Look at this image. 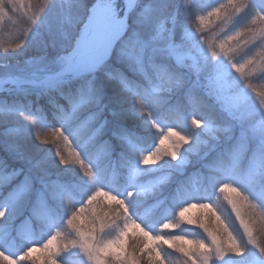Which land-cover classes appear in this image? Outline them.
Instances as JSON below:
<instances>
[{"label":"clouds","instance_id":"clouds-1","mask_svg":"<svg viewBox=\"0 0 264 264\" xmlns=\"http://www.w3.org/2000/svg\"><path fill=\"white\" fill-rule=\"evenodd\" d=\"M222 7L219 3L209 4L190 11L186 22H178L180 35L177 39L173 32L172 40L177 50L186 53V60L178 61L169 44H162L147 57L143 52L139 56L129 52L124 58L128 71L120 70L119 76H113L107 69L103 70L102 75L106 79L99 83L95 91L99 93L101 101L108 85H115L121 92L134 94L135 97L163 93L156 101V107L163 114H172L175 123L182 126L177 132V135L184 137L181 155L186 162H190L193 156L199 157L197 170L204 179L203 191L192 193L189 199L180 202L174 215L158 225L161 230L181 229V234L155 237L161 243L171 241L166 245L171 252L165 254L170 256L172 252H180L186 239L207 240V233L200 224L199 210L191 223L183 222L179 217L181 208L207 203L210 207L214 206L208 214V226L211 227L215 220L221 230L239 239L245 248V257L251 253L254 258L251 264H264V239L256 246L250 244L242 216L219 192L221 184L231 182L242 189L243 194L264 206V96L256 97L240 78L238 69L248 64L257 53L245 50V45L250 42L247 24L236 22L241 17L251 21L259 13L256 6L249 3L233 19L231 13L221 14ZM49 8L32 26L31 32L39 31ZM134 10L135 5L124 0L123 16L118 12L113 13V47L131 28L129 18ZM260 12H264V6H260ZM31 32L12 46L14 51H22L28 46ZM259 49V54L264 55V37ZM110 55L109 51L102 57L97 71L103 68ZM218 72L223 73V88L217 82ZM259 72V79L264 80V67ZM260 86L264 87V84ZM34 95V100L24 104L25 114L18 126L28 130L23 139L31 140L41 153L46 166L43 177L37 181L22 168H10L6 162L0 166V231L5 234V243L18 239L23 242L24 246L17 256L12 257L22 264L30 248L47 247L83 206L78 205L71 211L65 207L62 189L75 178L83 176L75 168H70L66 155L75 153L81 164L87 159L91 169L94 159L104 158L112 162L124 150L122 137L109 127V118L103 108L86 111V105L78 95L62 91L58 96L48 92ZM237 96H243V102L232 103L224 99ZM168 131L175 129L170 127ZM6 144L7 138L0 139V147L7 150ZM158 149L157 139L155 147L147 154H154ZM203 149L207 151L201 155ZM165 160L171 163L177 157H165ZM165 160L160 163L163 164ZM139 164H144L143 155L139 158ZM69 171L71 176L66 175ZM250 172L255 173L254 181L245 183L243 178ZM134 191L136 189L132 184H125L118 186L113 195L124 213L131 214L130 219L135 218L139 210L133 199ZM10 193H18L11 202ZM96 194L91 193L84 203H88ZM141 224V231L151 227L143 219L136 223V227ZM184 225L191 227L184 230ZM25 229L33 236L39 234V243L27 242L23 236ZM190 251L194 256H201L195 249ZM0 257H4L3 252H0ZM224 260L213 261V264H223ZM155 264L162 262L157 260ZM245 264L250 262L245 261Z\"/></svg>","mask_w":264,"mask_h":264},{"label":"trees","instance_id":"trees-1","mask_svg":"<svg viewBox=\"0 0 264 264\" xmlns=\"http://www.w3.org/2000/svg\"><path fill=\"white\" fill-rule=\"evenodd\" d=\"M11 1L21 2V0H0V9L3 12L4 10L7 11V14H11L15 18L13 22L8 19L0 23V74L26 72L30 66L38 63V58L49 56L61 49L67 41L66 34L68 32L74 33L76 30L74 21L84 16L88 7L97 0H23L25 4H30L29 13L32 16L30 22L26 23L14 15L15 12H10ZM118 1L113 0L116 4ZM211 2L212 0H141L136 11L131 13L129 18L131 28L125 37L115 45L111 57L103 64L101 72L96 74L97 83H100L99 80L102 82L106 79L102 75L105 69L110 71L113 76H119L120 70L128 71L124 60L126 46L123 47L122 42L131 43L129 37L131 32L135 33L140 29L138 32L146 35L151 28L156 26L160 17L170 16L173 17V20L168 29H179L178 22H186L190 11L205 7ZM249 3L256 6L259 14L251 21L241 17L236 22L247 24L246 31L252 45L259 47L261 38L264 37V12H260V6H264V0L231 1L229 13L235 19ZM49 5H51L50 8ZM46 8L49 10L44 23L41 24L38 32H31L32 26L41 19ZM2 10H0L1 13ZM250 23L255 29L249 28ZM30 32L28 46L22 51H14L12 46ZM4 35L5 37L2 38ZM166 43L158 42L157 45H152L151 42L149 46H138L135 49L127 48V50L128 53L131 52L137 56L143 52V55L147 57L159 46ZM249 49L257 50V55L253 56L248 64L242 65L238 72L244 84L252 86V89L256 90L254 92L257 97H261L264 96V87L260 85L264 84V80L259 79V69L264 67V63H262L264 55L259 54L260 49L246 44L245 50ZM128 63L130 64L131 61ZM64 93L67 94L65 90ZM161 95L164 94L154 92L151 96L135 97L134 94L121 92L115 85H108L105 88L102 100L105 104L104 112L105 115H108L109 127L122 137L121 143L124 145V150L118 159L112 162L104 158L94 159L91 169H89L87 159L81 164L75 153L66 155L65 159L69 162L70 168H75L77 172L83 173V176L75 178L69 186L62 189L65 207L71 211L74 207L83 205L82 211L76 215L72 224L66 225L51 241L50 244L53 246L47 247V249L45 247H33L34 253L28 251L23 264H49V257L56 259V264H70L71 246L67 243L74 241L82 231L94 235L97 247L105 241L119 237L107 251L100 252L103 264H130L129 261L131 264H151L150 257L154 258L157 252L163 257L165 264L193 263L192 255L188 257L182 253L181 257V252H172L170 256L166 255V252H171L166 247L167 243L170 242L161 243L155 237L172 235L173 229L161 230L158 227L159 223L174 215L180 202L189 199L192 193L203 191L204 179L197 170L199 157H191L190 162L185 165L178 164L176 161L169 163L165 157L173 156L167 149L168 151H164L160 155L159 165L143 171L134 179L130 180L129 178V169L139 160L140 153L150 146L153 135L157 131L143 126L142 119L144 116L150 120L171 125L176 129L181 127L175 123L172 114H163L157 109L156 101ZM34 98L32 96L28 101L34 100ZM16 101L20 103L24 100ZM28 101H24V104ZM19 103L15 104L12 100L3 101L0 102V107L4 111L15 113L16 107L21 108ZM22 108L21 116L25 114L24 105ZM17 115L19 116V114ZM15 123L19 124L20 122ZM26 136L27 133L24 132L12 136L13 140H10L8 145L16 146L15 151L8 150L9 147L7 150L0 147V154L3 155L0 158L10 168H22L24 172L30 173L33 179L39 181L43 177V170L46 166L41 159V153L33 142L29 139H23ZM203 151H207V149H203L201 155ZM162 160H165L163 164L160 163ZM66 175L71 176L72 173L69 171ZM125 184H132L137 191V194H133V199L136 201L139 210L136 217L132 219L129 218L131 214H125L124 210L113 199L116 188ZM148 184L150 185L148 189H141ZM93 192H97V194L88 203H84L85 199ZM117 198L119 199V197ZM152 205L155 206L144 214L143 210ZM133 219H135V223ZM141 219L151 224L150 229L141 231L143 224L136 227V223H140ZM182 227L188 230L191 226L184 225ZM146 232L150 234L146 235ZM253 236L257 244L264 239V224L256 223ZM24 239L27 242L39 243L41 237L39 234L33 236L31 233V236L24 237ZM23 246V242L19 239L5 243V234L0 231V252L7 254V256L0 257V264H22L20 260L12 259V257L17 256L18 251Z\"/></svg>","mask_w":264,"mask_h":264},{"label":"rangeland","instance_id":"rangeland-1","mask_svg":"<svg viewBox=\"0 0 264 264\" xmlns=\"http://www.w3.org/2000/svg\"><path fill=\"white\" fill-rule=\"evenodd\" d=\"M7 1H10V0H7ZM231 1H234V0H212L211 4H214V3L221 4L223 6L222 10H221V14L223 15V14H228L229 11H231L229 9V3ZM140 2H141V0H135V2H134L135 10L133 12L136 11ZM29 8H30V4L29 3L25 4V2L23 0H21V2L11 1L10 12H15L14 15L18 16L19 18H21L23 20L24 23H26V22H30L31 17H32L31 14L29 13V10H30ZM123 9H124V0H119L117 4L115 2H113V0H97L94 4H92L88 7V10L84 16H82L81 18L76 19L74 21V25H75L76 30L74 31V33L68 32V34H66L67 41L61 47V49H59L57 52H55L49 56L38 58V60H37L38 63L33 65V66H30L28 71L23 72V73H25L29 76L34 75V74H40L41 75V72L51 71V70H55V69L57 70V69L64 67L67 64L66 60H67L68 54L74 48L73 41L77 37L78 31L80 30V28H82L88 22L90 17L94 18L97 21L96 24H97L98 28L99 27L105 28L106 26H108V25L110 26V24L113 23V13L114 12H118L120 14V16H123V13H124ZM0 10H2V9H0ZM8 19H10L13 22L15 18H13V16H11V14H7V11H5V10H4V12L2 10V13L0 11V23L2 21H6ZM172 20H173L172 16L160 17L156 23V26L151 28L150 32L146 35H143L140 32H138V31H140V29L137 30L135 33L131 32V35L129 36L131 38V41H130L131 43L129 44L126 42H122L123 47L126 46L125 54L126 55L128 54L127 48L128 49H135V48H138V46L139 47L145 46V45L149 46V45H151V42H152V45H157L158 42L166 43L169 36H170V39L168 40V42L166 44H169L172 46L173 55L176 57V59L178 58V56H184L185 57L184 60H186L187 59L186 53L177 50L175 47V42L171 38L173 32H175L177 39L179 38V35H180L179 29H175V30H173V28L168 29V27L171 26ZM249 28L255 29V28H253L251 23L249 25ZM101 31L103 34V30H101ZM4 37H5V35L2 38H4ZM124 37H122L121 40ZM103 38H105V35ZM119 41H116L115 45ZM115 45L113 47L111 44V46H110L111 53H112L113 49L115 48ZM248 45L254 46V45H252V41L249 42ZM93 48L94 49L92 50V52H94V53L92 56L95 55V57H97L100 53L103 52V50L105 48L104 41L102 40V41L96 43V45ZM255 48L259 49V47H255ZM253 51L257 52V50H255V49ZM94 58H92V59H94ZM99 64H96L91 69V71H89L88 73L85 74V76H83L84 78L80 81V86H84V89L81 90L77 95L79 96L81 102L86 105V108H85L86 111H92V110H97L99 108H104V105L102 104L101 100H99L97 98L98 92L95 91L98 87V84L93 86V88H90V89L86 88L88 85L92 84V82H93L92 80H93L94 76H96V74L98 72H101V70L97 72V67ZM19 75H23V74L19 73ZM24 87H26L25 83L22 84L21 88H24ZM249 87L251 89V92L256 91V90L252 89L253 88L252 86H249ZM17 88H20V86L16 85L15 83H8V82L7 83H4V82L1 83L0 82V94L1 93H8L9 91H13L14 89H17ZM253 94L257 97L255 92ZM243 100H244L243 96L235 97L236 103H241V102H243ZM18 103H19V101H15V104H18ZM19 105L22 108V106L24 104L19 103ZM21 108L16 107V112L10 113V112L4 111L0 107V139L7 138L6 148L9 147L8 150H11V151H15V149H16L15 148L16 146L14 147L13 145H8V144H10V140L11 141L13 140L12 136H15V135L17 136L18 133H20V132L21 133L24 132V133L28 134V130L26 128L18 126L19 124H21L22 118H23V115L22 116L20 115V113L22 114L21 110H23V108L22 109ZM16 113L19 114V116ZM15 122H20V123L17 124ZM142 122H143L142 124L145 128H152L154 130H157V132H155L154 137L152 139V142L150 144L151 148L140 154V156L143 155L144 158L146 156H151V159L148 161V163H144L143 165L139 164V160L134 165H132V167L129 169V174L132 175V177H136L140 173H142L143 171L154 168L155 165H159V159H161L160 155L164 151L169 150L170 153H172V152L176 153L175 157H178L176 160V162L178 164L185 165L187 163L185 161L184 157L181 155L180 146L182 147V139L180 138L179 135H177V132H180L182 126L179 129H175L173 126H170L168 124L158 123L156 121L150 120L149 118H146L145 116L143 117ZM157 125H158V127H157ZM170 127L174 128L175 131L169 132L168 129ZM157 139L159 140L158 151H156L154 154H147L155 147ZM162 139L166 140V143H161ZM0 156L3 157L2 154H0ZM2 163H4V161L2 158H0V166H2ZM26 184H27V181H26ZM149 187H150V185L148 184L144 187L143 190L148 189ZM133 194H137V192L134 191ZM183 229L187 230L186 228H183ZM172 232H173L172 235L181 234V229H173ZM26 234H31V232L28 231L27 229H25L23 231V235L26 236ZM169 242L171 243V241H169ZM67 244L69 246H71V257L69 258L70 264H103L102 255L99 251H97L96 239H95L94 235H89V234H86L85 232L82 231V233H79V235L74 239V241L68 242ZM81 245H84V247H82ZM51 246H53V245L49 244L47 247L50 248ZM184 247H186V246H184ZM85 248H87L88 251H85ZM29 253H34V250L29 252ZM90 254L95 255L98 259L95 261L90 260V258H89ZM190 255H192L191 251H190V254L187 256L189 257ZM211 255H214V254H211ZM180 256L182 257V253ZM193 258L196 261H199L201 264V256L192 255V260H193ZM245 261H249L250 264L252 261H254V258L252 257L251 253H249L248 257H245L244 255H242L240 257L229 256L224 260L223 264H245ZM129 262L131 264V261H129ZM191 264H193V263H191Z\"/></svg>","mask_w":264,"mask_h":264},{"label":"snow or ice","instance_id":"snow-or-ice-1","mask_svg":"<svg viewBox=\"0 0 264 264\" xmlns=\"http://www.w3.org/2000/svg\"><path fill=\"white\" fill-rule=\"evenodd\" d=\"M178 61H183L185 59L184 56H178ZM223 73L218 72L217 74V82L223 88ZM226 101L235 102V97H224ZM181 139L184 137L181 135ZM161 143H166V140H161ZM173 156H176V153H170ZM178 158V157H177ZM151 159V156H146L144 158V163H148ZM255 178V173L250 172L246 177H244L245 183H252ZM219 192L222 195V198L225 199L233 208L237 210V213L240 214L243 218L245 227L248 232V237L250 244L252 246L257 245V241L253 236V232L255 229L256 223L264 224V206L259 205L254 202L250 197L243 194V190L239 187L235 186L231 182H225L220 185ZM18 196V193H10L9 200L14 201ZM213 207H210L207 203L193 204L191 207L181 208L179 210V217L183 222L191 223L194 219V214L199 210L200 215V224L201 227L207 233V240L194 241L191 239H186L184 241V245L186 247H182L179 251L185 255L190 254V250L195 249L201 254V259L203 260V264H213V261H221L229 256L240 257L244 255L245 248L241 245L238 238H234V236L227 234L226 231L221 230L217 225L215 220H213V225L211 227L208 226V214L213 211ZM7 210V208H5ZM82 211V209L80 210ZM79 211V212H80ZM76 212L73 214V219L69 221V224L73 223L76 215L79 214ZM119 239L117 237L114 240L105 241L103 244L97 247V251L105 252L107 251L115 242ZM51 243V242H50ZM167 243V241H166ZM84 247V245H81ZM47 249V247H45ZM29 252L32 251L30 248ZM85 251H88L85 248ZM214 254V255H211ZM7 256V254H4ZM90 260H97L98 258L90 254ZM151 264H155L157 260H160L162 264H165L163 257L157 252L155 257H150ZM49 264H56V259L49 257ZM193 264H200L199 261H196L193 258Z\"/></svg>","mask_w":264,"mask_h":264},{"label":"bare ground","instance_id":"bare-ground-1","mask_svg":"<svg viewBox=\"0 0 264 264\" xmlns=\"http://www.w3.org/2000/svg\"><path fill=\"white\" fill-rule=\"evenodd\" d=\"M134 2L135 0H128L129 4H134ZM96 22L97 21L94 18L90 17L88 22L80 30L78 34V38H76L73 41L74 48L71 51V54L75 52H79V55H81L82 64L84 65L82 64H81L82 66L74 65L72 61H69L68 64H66L64 67L60 69L57 70L55 69L48 72L45 71V72H41V75L34 74L31 76L22 72L1 73L0 74L1 83L3 82L15 83L16 85L20 86V88L14 89L13 91H9L8 93H1L0 102L3 101L7 102L9 100H12L13 102H15L16 100L28 101V99L31 98L32 96L35 97L34 94L37 92L40 93L48 92L58 95L61 91L64 92L65 90L67 94L71 93L77 95L81 90L84 89V86H80V81L84 78L83 76H85L86 73L91 71V69L96 64L100 63L102 57L110 51V46L112 44L113 23L110 24V26L109 25L106 26L105 28H100V27L97 28ZM93 30L95 31V34L94 36L90 37V32ZM101 30H103V34ZM83 31H88V34L85 36L84 40H81L80 34ZM104 35L105 38H103ZM102 40L104 41L105 44V48L103 52L100 53L97 57H95V55L92 56L94 53L92 52V50L94 49L93 47L96 45V43ZM110 57H108V59ZM75 59H79V57L76 56ZM19 73H22L23 75H19ZM92 81H93L92 84L88 85L86 88L90 89L97 84L99 85V83H97L98 82L97 79L93 78ZM99 82H101V80H99ZM24 83L26 87L21 88L22 84ZM97 98L99 99V93ZM24 101H21L20 103L24 104ZM102 104L104 105L105 108V104L103 102Z\"/></svg>","mask_w":264,"mask_h":264}]
</instances>
